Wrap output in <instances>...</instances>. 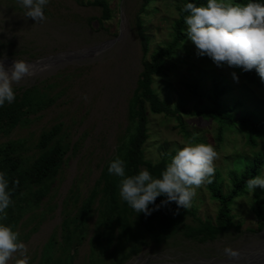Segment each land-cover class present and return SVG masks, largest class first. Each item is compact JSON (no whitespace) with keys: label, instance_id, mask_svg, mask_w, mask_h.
Segmentation results:
<instances>
[{"label":"rangeland","instance_id":"374dc122","mask_svg":"<svg viewBox=\"0 0 264 264\" xmlns=\"http://www.w3.org/2000/svg\"><path fill=\"white\" fill-rule=\"evenodd\" d=\"M109 1L112 19L101 27L96 21L87 22L91 17L100 16V9L79 5L76 0H49L44 9L45 20L39 23L24 16V9L18 0H0L2 61L18 59L31 62L59 52L105 44L102 50L91 55L31 70V75L13 85L14 92H23L35 84L44 86L42 89L51 102L41 111L31 114L28 121L1 134L0 144L8 140H22V155L27 161H32L39 154L36 143L41 131L58 124L61 127L60 141L69 146L48 195L38 207L23 214L17 225L16 232L26 246L29 264H37L45 255H50L51 263L57 264L65 253L60 243L65 235L62 222L66 213H78L97 181L101 186L113 185L118 203H123L119 196L120 177L110 175L107 167L113 158L124 155L123 143L133 130L130 102L142 70L136 17L143 0ZM180 5L182 0H151L147 13L141 15L145 33L150 38V51L170 41L171 28L178 18ZM187 44L193 55L187 56L182 48L178 50L166 62L164 72L155 76L152 84L162 101L171 107L181 108L180 120L148 112L149 139L145 144L144 158L152 162L166 158L168 163L175 147L182 146L193 135L197 143L213 146L216 158L211 182L195 188L196 195L188 208L200 220L216 223L221 215V206L212 198L209 185L214 183L224 194L228 193L230 177L244 166L251 167L254 154L264 155V82L260 88L248 86L234 68L217 67L209 57L197 56L195 45L189 39ZM4 64L6 68L11 66ZM233 72L237 79L233 78ZM213 79L225 81L228 92L220 97L223 105L240 102L231 114L236 117L248 114L251 120L262 126V138L257 139L255 147L247 144L243 132L237 127H223L219 140V125L214 119L182 112L209 106ZM227 82L229 85H226ZM194 84L197 86L196 93L192 92ZM84 95L87 100L83 99ZM141 169L144 167L141 166ZM261 169H264V164L254 176ZM263 191L257 186L253 193L245 190L236 197L229 206L234 227L222 231L214 239L200 241L186 236L187 227L199 224L198 220L188 215L175 233L153 240L145 236V244L150 245L145 246L143 256L165 251L169 256L204 259L207 262L203 264H218L228 258L223 252L226 246L239 253L255 248L257 243L264 241V227L258 229L255 215L259 200L264 199ZM102 193L99 188L85 220V235L72 250L70 264H90L91 261H98L101 255L103 264H112L124 257L122 251L127 250L129 254L127 245L121 252H116V242H123L116 237L106 247L104 238L100 247L95 243L94 228ZM261 209L264 214V205ZM98 252L103 253L97 255ZM215 256L220 259L215 258L208 263ZM18 258H21L20 253H13L8 264H15Z\"/></svg>","mask_w":264,"mask_h":264},{"label":"trees","instance_id":"16d2710c","mask_svg":"<svg viewBox=\"0 0 264 264\" xmlns=\"http://www.w3.org/2000/svg\"><path fill=\"white\" fill-rule=\"evenodd\" d=\"M82 6H94L100 9V16L87 19L88 24L93 21L103 27L105 22L112 19V7L109 0H76ZM151 0H143L136 17V26L140 39L142 52V70L139 73L135 91L131 99V118H133V130L126 137L121 159L125 162L126 175H134L140 171V167L147 169L154 177H159L164 170L167 160L162 158L157 162H152L144 158L145 144L149 139L148 130V112L152 114H161L164 116H173L180 120L179 113L181 108L171 107L165 101H162L153 90L155 76L161 75L166 69V62L171 60L181 48L187 53V56L193 55L190 45L187 44L185 35L184 15L181 11L186 2H193L198 6L206 3V0H182V5L178 7V18L173 22L171 28V39L163 46L154 48L150 51V38L145 33L141 15L147 13ZM234 3H247V0H233ZM264 3V0H260ZM208 58L207 56H205ZM241 77L243 83L256 88L263 84L255 70L243 72L240 68H234ZM223 79H213L211 97L212 102L208 107H202L197 111H183V113L192 116H205L214 119L219 125L218 139H221V129L227 127H237L242 131L247 144L255 147L257 139L262 138V126L251 120L248 114L236 117L231 114L240 102L230 105H223L220 97L228 92ZM226 85H229L228 82ZM45 88L44 86H42ZM39 85L35 84L26 88L23 92H15V100L12 103H5L0 106V135L6 134L15 126L29 120L31 114H35L46 108L51 99ZM196 93L197 86L193 85ZM202 96V93H198ZM61 127L56 124L49 129H44L39 134L36 147L39 154L32 160L27 161L22 155V140H8L0 144V172H2L8 181V187L11 191V203L5 210L7 215L2 221L10 225L14 231H17V225L23 214L38 207L41 201L46 197L51 189L52 182L64 162V157L68 152L69 146L60 141ZM189 136V135H188ZM191 137V136H190ZM264 164V155L262 153L254 154L253 165L246 167L230 177V191L226 194L222 192L220 186L214 183L209 185V191L213 199L220 204V218L216 223L210 220L202 221L195 216V213L189 209L178 208L175 202L162 205L158 210L150 215L137 213L130 208L126 202L118 203L115 187L113 185H100V181L95 183L90 194L81 204L78 213L66 217L62 222L65 229L63 240L60 243L64 252L57 261V264H70V254L85 235V220L91 206L95 202L99 188L102 196L100 199L99 216L94 228L95 243L101 246L102 239H106L104 247L109 245L116 237L118 247L116 252L122 250L124 245L128 246L129 254L136 252L141 244H144L145 236L151 239H159L165 234L177 232L184 221V218L191 215L199 221L198 225L187 227L184 232L186 236L195 237L200 241L212 240L224 230L234 227L233 215L229 214L231 202L241 195L245 190V181L255 175V172ZM263 191V190H262ZM264 192V191H263ZM165 197L158 196L155 204L159 205ZM255 215L258 219V229L264 227V214L261 207L264 205V199L259 200ZM154 205H149L153 207ZM75 227L72 229V227ZM76 236V238L74 237ZM103 251V250H102ZM125 252V253H124ZM127 250L122 251L126 258ZM103 252H98L102 254ZM101 260V259H99ZM96 260L90 264H95ZM37 264H52L50 255H45Z\"/></svg>","mask_w":264,"mask_h":264},{"label":"clouds","instance_id":"9594fccd","mask_svg":"<svg viewBox=\"0 0 264 264\" xmlns=\"http://www.w3.org/2000/svg\"><path fill=\"white\" fill-rule=\"evenodd\" d=\"M18 2L24 9L25 17L36 23L45 20L44 9L49 0ZM181 11L187 13L183 17L185 35L195 45L197 56L209 57L217 67L240 68L243 72L254 69L264 82V3L260 0H247V3L206 0L199 6L186 2ZM31 74V65L24 60L14 59L7 68L0 60V106L15 100L13 85ZM232 75L237 79L235 72ZM83 99L87 100V96L84 95ZM215 158L213 146L197 143L193 135L182 146L175 147L159 177H154L147 169L126 175L125 162L119 156L109 161L107 171L120 177L121 200L138 214L147 216L170 202H175L178 208L189 207L196 195L195 188L211 182ZM244 183L249 192L253 193L257 186L264 190V169ZM158 196L165 197L159 205L155 204ZM10 203L8 181L0 172V264H8L16 252L21 258L16 259L15 264H29L27 249L19 240V234L2 222ZM223 252L229 259H237L240 255L230 246L224 247Z\"/></svg>","mask_w":264,"mask_h":264},{"label":"water","instance_id":"95a60500","mask_svg":"<svg viewBox=\"0 0 264 264\" xmlns=\"http://www.w3.org/2000/svg\"><path fill=\"white\" fill-rule=\"evenodd\" d=\"M105 44L83 48L76 51H67V52H59L54 55L47 56L42 59H38L36 61L27 62L31 65V70L39 69L47 64H53L56 62H60L66 59H77L82 58L87 55H91L95 52H98L104 48ZM4 63L11 65L13 60L6 59L3 60ZM240 255L237 259H224L218 264H264V241L261 243H257L255 248L249 249L246 251H240ZM245 257V258H243Z\"/></svg>","mask_w":264,"mask_h":264},{"label":"flooded vegetation","instance_id":"af4514ba","mask_svg":"<svg viewBox=\"0 0 264 264\" xmlns=\"http://www.w3.org/2000/svg\"><path fill=\"white\" fill-rule=\"evenodd\" d=\"M145 243L140 245L141 247L138 248V250L140 249L139 252L137 250L134 253L128 254L126 258L121 257L115 263H112V264H203L207 262L204 259L196 260L194 258H183L182 256H169L166 254L165 251H157L154 254H147L146 256H143V253H144L143 251H144L145 246L147 247L150 245V243L148 244H145ZM98 258L101 260H98V261L96 260L95 264H103L102 255L98 256ZM215 258L218 259V257L215 256L209 259L208 263H210L211 261H214Z\"/></svg>","mask_w":264,"mask_h":264}]
</instances>
